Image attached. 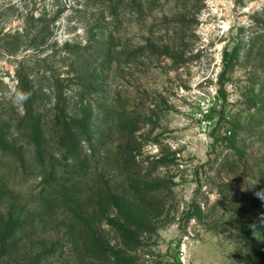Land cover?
Wrapping results in <instances>:
<instances>
[{"label":"rangeland","instance_id":"rangeland-1","mask_svg":"<svg viewBox=\"0 0 264 264\" xmlns=\"http://www.w3.org/2000/svg\"><path fill=\"white\" fill-rule=\"evenodd\" d=\"M98 12L0 0V264H263L264 0H151L119 27ZM30 13L57 17L54 41L12 52ZM84 113L92 142L66 148Z\"/></svg>","mask_w":264,"mask_h":264},{"label":"trees","instance_id":"trees-1","mask_svg":"<svg viewBox=\"0 0 264 264\" xmlns=\"http://www.w3.org/2000/svg\"><path fill=\"white\" fill-rule=\"evenodd\" d=\"M151 0H99L100 2V13L101 22L106 24H114L117 27L124 25L126 22L131 21L132 18L138 14L140 11L144 9L146 4L150 3ZM13 5H10L9 8H13ZM99 13V12H98ZM99 13V14H100ZM57 20L56 16L47 17L46 13H43L37 17H34L33 14H29L25 20V25L22 28H13L12 26L4 33V37L12 40V45L10 47V51L15 52L21 47H34L36 49L49 47L51 43L54 41L53 32L55 22ZM9 19L4 22L6 25L9 23ZM256 23L260 28L264 29V21L255 19ZM261 23V25H260ZM3 32V30H2ZM114 40V37H112ZM66 47H69V42H66ZM91 48V47H89ZM116 49H113L114 52ZM105 52V50H103ZM229 53L226 51V56ZM21 73V72H20ZM19 81L21 84L18 86L22 93L29 94L27 100L23 101V105L25 108V114L21 118L20 123L23 129L28 132L29 136L36 142V144H40L41 137L38 133L40 130V122L36 117V105L35 99L33 95L36 91L32 90L29 92L31 88H27V83H25L22 74H19ZM34 93V94H33ZM81 117H71L70 120H65L62 122V129L60 131V137L62 141L65 142V146L69 142H71L72 138L76 135L85 136L89 139V143L92 142L93 133L91 131V127L97 121V115H89ZM3 143V140L0 139ZM40 149V148H38ZM71 152V151H70ZM71 156H74V153ZM117 228L121 231L122 235L125 238L128 237L129 230V219L125 222H118ZM6 241V239H4ZM259 241V240H258ZM259 244L255 246L253 254L256 258V261L264 264V250L259 249Z\"/></svg>","mask_w":264,"mask_h":264},{"label":"clouds","instance_id":"clouds-1","mask_svg":"<svg viewBox=\"0 0 264 264\" xmlns=\"http://www.w3.org/2000/svg\"><path fill=\"white\" fill-rule=\"evenodd\" d=\"M28 95H29V94H26V93H22V92H20V93H17V95H16V99H17L18 101H25V100H27Z\"/></svg>","mask_w":264,"mask_h":264}]
</instances>
